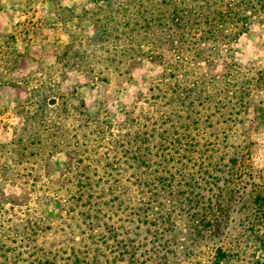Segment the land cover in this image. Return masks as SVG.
Segmentation results:
<instances>
[{
    "label": "rangeland",
    "instance_id": "obj_1",
    "mask_svg": "<svg viewBox=\"0 0 264 264\" xmlns=\"http://www.w3.org/2000/svg\"><path fill=\"white\" fill-rule=\"evenodd\" d=\"M134 2L0 0V264H121L109 252L110 231L137 207L155 204L152 184L199 179L237 159L234 152L241 181L264 180V94L254 102L263 113L246 127L243 151L235 107L243 74L264 70V35L234 45L240 74L215 88L199 85L220 77L221 67L211 76L193 65L173 69L166 48L143 45L149 35L137 38L136 29L129 34ZM143 6L149 11L150 2ZM64 45L71 49L63 53ZM136 48L138 65L129 67L131 56L119 51ZM151 51L162 61L149 59ZM176 89L189 93L168 108ZM39 98L49 100L46 127L22 134L15 147L22 119L14 104L31 113ZM31 133L45 143L26 142ZM52 144L57 153L46 159Z\"/></svg>",
    "mask_w": 264,
    "mask_h": 264
},
{
    "label": "trees",
    "instance_id": "obj_2",
    "mask_svg": "<svg viewBox=\"0 0 264 264\" xmlns=\"http://www.w3.org/2000/svg\"><path fill=\"white\" fill-rule=\"evenodd\" d=\"M148 1L150 8L146 11L143 3L147 0H135L132 6L135 23L129 34L136 29L139 31L137 38L145 39L149 35L143 45L166 48V53L174 60L173 69L193 65L202 69L204 76H211L214 67H221L220 77L213 75L205 82L198 79L199 85L206 83L215 88L228 77L240 74L232 62L236 52L234 45L243 36L264 35V0ZM128 6L118 4V8ZM102 37L118 41V37L112 38L107 32ZM63 49L65 53L71 47L64 45ZM119 52L131 56L128 57L129 67L138 65L133 56L140 52L138 48ZM147 57L162 61L161 54L153 51ZM108 62L113 63L111 59ZM171 76L174 77L169 74ZM40 85L41 90L47 88L42 82ZM194 85L196 82L190 84V92ZM177 91H174L175 97L165 103L168 108L177 106L183 92L189 93L186 89ZM260 94H264V70L246 71L240 95L235 100V107L244 120L237 126L241 140L238 151L246 149V127L259 124L263 110L256 108L254 102ZM48 101L46 98L36 100L31 113L19 105L21 102L14 104L13 109L22 119L15 127L20 135L15 147L23 146L22 134L36 126L46 127ZM31 135L30 141L25 140L29 144L42 146L45 143L40 137ZM49 147L46 159L57 153L56 144ZM234 156L239 159L240 152H234ZM237 159L227 161L222 167L212 166L210 172L202 173L199 179L191 175L184 184H164L166 180L152 184L150 191L158 200H154L155 204L137 207L131 220H122L118 227L111 229L107 239L111 242L109 252L121 264H264V180L261 184L241 181L236 173ZM68 160L67 166L71 158Z\"/></svg>",
    "mask_w": 264,
    "mask_h": 264
}]
</instances>
